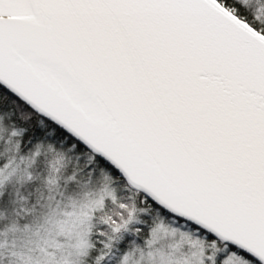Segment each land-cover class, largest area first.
I'll list each match as a JSON object with an SVG mask.
<instances>
[{"label": "snow or ice", "instance_id": "6c2138e0", "mask_svg": "<svg viewBox=\"0 0 264 264\" xmlns=\"http://www.w3.org/2000/svg\"><path fill=\"white\" fill-rule=\"evenodd\" d=\"M0 264H264V0H0Z\"/></svg>", "mask_w": 264, "mask_h": 264}]
</instances>
